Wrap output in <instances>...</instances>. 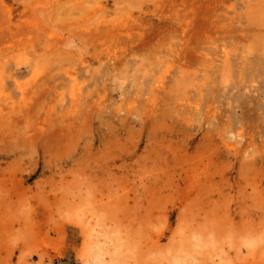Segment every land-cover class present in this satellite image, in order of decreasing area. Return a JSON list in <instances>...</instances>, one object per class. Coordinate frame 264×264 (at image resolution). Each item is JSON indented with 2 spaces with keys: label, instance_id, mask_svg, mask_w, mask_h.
Masks as SVG:
<instances>
[{
  "label": "rangeland",
  "instance_id": "obj_1",
  "mask_svg": "<svg viewBox=\"0 0 264 264\" xmlns=\"http://www.w3.org/2000/svg\"><path fill=\"white\" fill-rule=\"evenodd\" d=\"M0 264H264V0H0Z\"/></svg>",
  "mask_w": 264,
  "mask_h": 264
}]
</instances>
